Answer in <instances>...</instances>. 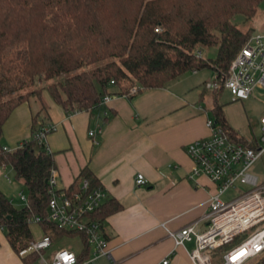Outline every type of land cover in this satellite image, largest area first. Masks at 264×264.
Returning a JSON list of instances; mask_svg holds the SVG:
<instances>
[{
	"label": "trees",
	"instance_id": "trees-1",
	"mask_svg": "<svg viewBox=\"0 0 264 264\" xmlns=\"http://www.w3.org/2000/svg\"><path fill=\"white\" fill-rule=\"evenodd\" d=\"M262 1L0 0V140L12 111L32 98L42 103L41 91L70 114L97 106L102 96L111 94L110 87L115 88L114 95L135 87L131 97L203 68L211 69L221 81L250 36L249 22ZM210 46L216 48L215 56L204 57L201 49ZM122 80L130 85L124 87ZM221 90L212 93L217 96ZM221 107L214 99L211 117L234 140L246 144L226 124ZM43 123V117L34 114L28 140L13 150L0 143V167H11L28 191L25 206L19 208L0 190V225L19 253L33 240L27 218L38 216L42 235L51 242L78 236L85 255L81 233L45 220L46 179L54 161L34 139ZM80 177L97 184L85 169ZM76 184L75 180L68 188ZM117 209L119 204L109 199L92 214L101 231L103 218ZM36 256L29 254L23 260Z\"/></svg>",
	"mask_w": 264,
	"mask_h": 264
},
{
	"label": "crops",
	"instance_id": "crops-1",
	"mask_svg": "<svg viewBox=\"0 0 264 264\" xmlns=\"http://www.w3.org/2000/svg\"><path fill=\"white\" fill-rule=\"evenodd\" d=\"M249 26L251 33L264 34V1L258 4ZM211 74L209 68L187 72L163 86L143 88L131 97L114 95L115 88L110 87L111 98L106 103L70 114L42 91V103L37 100L33 105L29 100L12 111L2 127L1 145L8 150L17 148L31 137L34 114L43 117V126H55L54 131L45 135L44 144L53 157L57 188H67L75 180L77 183L85 169L103 190L105 201L113 199L119 204V209L108 213L102 222V235L115 264H158L166 256L170 264H192L188 252L194 246L193 240L175 246L167 231L190 224L197 232L203 231V216L215 187L206 176L192 173L193 164L185 146L209 136L205 119L211 117L209 110L214 99L222 106L226 124L244 139L248 136L239 128L253 134L264 114V87H254L244 100L255 101L257 109L244 111L242 122L235 121V125L220 101L225 89L214 96L203 86ZM98 128L99 133L88 136V131ZM6 169L7 166L0 167V190L8 197L4 190L13 184L4 179L8 176ZM136 173L143 175L145 185H135ZM230 191L233 197L240 192L236 187ZM30 230L33 240L43 234L38 224H30ZM70 239L78 242L73 246L66 242ZM59 247L72 251L77 260L91 256L88 246L83 254L81 238L63 236L52 240L43 259L49 261ZM225 249L210 251V264H221ZM108 262L100 256L90 264ZM0 264L45 262L37 256L24 261L0 229ZM243 264H264V252Z\"/></svg>",
	"mask_w": 264,
	"mask_h": 264
},
{
	"label": "built area",
	"instance_id": "built-area-1",
	"mask_svg": "<svg viewBox=\"0 0 264 264\" xmlns=\"http://www.w3.org/2000/svg\"><path fill=\"white\" fill-rule=\"evenodd\" d=\"M154 31L157 32L158 28H154ZM203 86L210 92L227 90L231 101L244 100L251 95L254 87H264V34L251 33L231 60L224 78L219 81L213 75ZM135 90V87H131L121 95L128 96ZM110 98L109 94L102 96L98 105ZM205 125L210 131L209 136L188 143L185 153L193 164L192 173L206 176L215 187L203 216L206 227L197 232L190 224L175 231L168 230L167 235L175 246L193 240L194 246L188 252L192 264H210L209 252L221 247L226 248L221 264H243L264 252V181H259L249 171L264 154V114L258 119L259 135H249L245 138L246 144L234 140L212 117L205 119ZM54 130L55 126L48 124L34 134L37 144H42L47 152L44 137ZM99 132L98 128L87 134L93 137ZM5 178L11 181L8 176ZM56 181V170L51 168L46 179L48 197L45 220L59 229L81 233L86 245L91 247V256L78 261L72 251L59 247L52 252L49 261H45L43 253L51 245L47 235L29 242L19 251V256L23 258L34 253L45 264H90L94 258L102 256L109 261L108 264H115L102 235L100 222L92 216L106 199L101 187L91 185L85 177H80L72 189H59ZM134 183L143 186L146 180L142 174L136 173ZM237 184L244 187L243 191L231 198L222 197L225 191L235 188ZM18 196L20 200L27 201L22 191ZM41 220L38 216L27 218L28 224H38ZM0 229H3L1 225ZM238 235L243 237L233 244ZM158 264H170V260L166 256Z\"/></svg>",
	"mask_w": 264,
	"mask_h": 264
},
{
	"label": "rangeland",
	"instance_id": "rangeland-1",
	"mask_svg": "<svg viewBox=\"0 0 264 264\" xmlns=\"http://www.w3.org/2000/svg\"><path fill=\"white\" fill-rule=\"evenodd\" d=\"M249 26V25H248ZM250 27V26H249ZM159 30V29H158ZM201 53L204 57H207V58H213L215 56V53H216V48L214 46H210V47H206V48H202L201 49ZM207 72H210L208 69H207ZM210 74V73H209ZM213 75L211 74L209 78H211ZM208 78V79H209ZM130 81H126V80H122L120 81V83H122L124 85V87H128L130 84H129ZM38 85V84H37ZM42 92V91H41ZM42 95H40L39 97L41 98L42 100ZM220 101L222 103H224V112L226 113V115L228 116V118L236 125L235 121L237 123H239V121L241 120V116H242V113H244V111H256L257 109V103L255 101H252V100H243V101H233L231 102L230 101V95L228 93L227 90H224L220 96ZM30 102L31 104L34 105V102H38L36 98H32L30 99ZM242 122V120H241ZM239 131L246 135V136H249L248 134V131L247 129H245L244 127L242 128H239ZM253 134L255 136H258L259 135V131L258 129H255L253 131ZM251 135V133H250ZM2 143V138L0 140ZM249 171L252 173V174H255L259 181H264V154L262 155V157L260 159H258L249 169ZM6 174L10 177L11 179V184H13L11 187H8L6 188V190H4V192L8 195V197L12 200L13 204L16 206V207H23L25 206L26 204V201H22L20 200L18 194L22 191V193L28 197V191H27V188L24 186L23 182L21 180H18L16 177H15V173L13 171V169L9 166H7V169H6ZM5 179V177H4ZM6 180V179H5ZM7 182V180H6ZM8 183V182H7ZM10 184V183H9ZM237 189H239L240 191H243L244 187L237 184L235 186ZM222 197L223 198H231L233 197L230 189L229 191H225L223 194H222ZM33 225V224H32ZM248 233V232H247ZM243 237V235H238L234 238V241L232 242L233 244L237 243L241 238ZM66 242H69V243H72V245L74 246L78 241L76 239H70V240H67Z\"/></svg>",
	"mask_w": 264,
	"mask_h": 264
}]
</instances>
